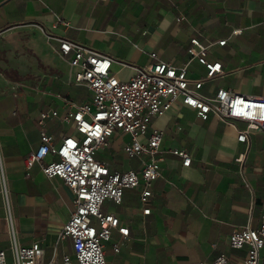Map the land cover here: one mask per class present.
<instances>
[{"label": "crops", "instance_id": "crops-1", "mask_svg": "<svg viewBox=\"0 0 264 264\" xmlns=\"http://www.w3.org/2000/svg\"><path fill=\"white\" fill-rule=\"evenodd\" d=\"M200 33L226 41L210 58L221 63L224 74L205 83L203 95L223 88L264 96V0H0V250L7 264L13 261L6 217L19 246L38 238L46 264H63L64 256H72L70 240H57L73 211L71 191L59 178H46L41 163L26 167L40 144V113L56 111L61 117L70 105L90 99L55 54L57 40L91 38L98 52L113 59L110 72L126 80L131 66L148 64L151 53L181 66L189 39ZM203 73L190 63L189 76ZM59 117L45 121L54 145L75 134ZM151 127L163 135L161 177L151 187L150 214L143 215L139 203L142 182L124 190L120 204L104 201L101 212L128 228L118 253L112 245L121 237L112 231L104 245L107 263L197 264L223 254L231 264H241L245 250L231 249L228 236L246 225L257 229L264 214V133L251 131L246 143H239L244 121L214 116L201 121L180 100ZM127 141V135H113L97 160L111 171L139 170L141 161L122 152ZM172 150L185 152L189 166Z\"/></svg>", "mask_w": 264, "mask_h": 264}, {"label": "built area", "instance_id": "built-area-1", "mask_svg": "<svg viewBox=\"0 0 264 264\" xmlns=\"http://www.w3.org/2000/svg\"><path fill=\"white\" fill-rule=\"evenodd\" d=\"M239 33V30L233 31V35ZM57 42L55 54L69 65L74 84L89 90L90 99L70 105L61 117L56 111L40 113L37 119L40 144L26 159V167L41 163L46 178H59L71 191L73 211L57 236L58 241L69 239L71 243L72 256H64L63 264H70L72 260L76 264H108L104 245L110 241L112 231H117L121 241L114 243L112 250L118 253L128 237V228L121 226L114 215L101 212L104 201L118 205L124 190L135 189L142 182L139 203L142 214H150L151 187L161 177L159 155L163 135L161 130L151 127L152 121L165 115L180 100L201 121L209 116L224 122L244 121L245 129L237 131L236 136L237 142L244 144L251 131L264 133V96L241 95L223 88L211 96L203 95L200 92L203 85L224 74L221 63L210 58L214 48L222 47L226 41H211L201 33L189 39L188 59L181 66L151 53L148 64L131 66L133 73L126 80L110 72L113 59L98 52L91 38L82 42L68 39ZM192 61L204 69L197 78L188 74ZM52 117L71 124L75 134L65 135L54 145L44 130L45 121ZM115 134L128 136L121 149L128 158L141 161L139 170L111 171L106 163L97 160V152ZM171 153L182 159L184 167L189 166L191 159L185 152L172 150ZM48 156L52 159L45 162ZM6 225L13 264H46L45 250L37 237L31 239L29 246H19L9 217ZM228 245L233 250H245L241 264H264V214L260 215L257 229L246 225L233 230L228 236ZM0 264H7L3 250H0ZM197 264L231 263L220 254L210 262Z\"/></svg>", "mask_w": 264, "mask_h": 264}, {"label": "rangeland", "instance_id": "rangeland-1", "mask_svg": "<svg viewBox=\"0 0 264 264\" xmlns=\"http://www.w3.org/2000/svg\"><path fill=\"white\" fill-rule=\"evenodd\" d=\"M12 264H13V262H12Z\"/></svg>", "mask_w": 264, "mask_h": 264}]
</instances>
